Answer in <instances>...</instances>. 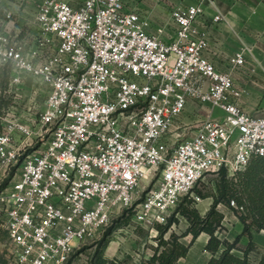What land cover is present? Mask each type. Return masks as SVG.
Segmentation results:
<instances>
[{
	"label": "built area",
	"instance_id": "1",
	"mask_svg": "<svg viewBox=\"0 0 264 264\" xmlns=\"http://www.w3.org/2000/svg\"><path fill=\"white\" fill-rule=\"evenodd\" d=\"M203 16L200 4L173 7L166 40L163 28L149 32L134 0H40L34 33L5 14L0 70L10 76L0 98L11 102L0 100V229L8 264H68L124 214L131 232L166 226L186 200H204L196 186L207 174L235 178L264 157V115L243 110L232 76L210 60ZM230 63L243 67L244 52ZM27 77L46 88L43 107L23 102ZM190 102L224 117L209 112L171 135ZM230 208L244 211L235 201Z\"/></svg>",
	"mask_w": 264,
	"mask_h": 264
},
{
	"label": "crops",
	"instance_id": "2",
	"mask_svg": "<svg viewBox=\"0 0 264 264\" xmlns=\"http://www.w3.org/2000/svg\"><path fill=\"white\" fill-rule=\"evenodd\" d=\"M135 6L142 20L150 23L149 32L156 33L163 28V38L170 40L174 36L175 25L172 20V9L176 6L202 5L204 16L199 22L200 29L206 33L209 40L207 55L216 69L232 76L234 84L243 93L239 100L240 106L245 112L254 116L264 115V0H134ZM40 0H0V21L5 14L13 13L14 17L25 24L27 30L34 33L37 6ZM216 16L221 21L214 23ZM244 52L246 63L239 69H234L230 60L237 53ZM23 102L27 105L31 100L36 101L37 106L43 107L46 99V88L33 84L32 78L26 79L23 90ZM11 102L4 99V106ZM211 112L214 118L224 117L219 109L210 106L197 107L190 102L186 112L179 118L178 127L194 125L204 120ZM30 116H23L22 120L27 123ZM2 123L0 124V132ZM212 198L204 199L196 208L201 216H205L211 209ZM224 213L222 223L223 231H217L216 236L222 241L233 243L244 231V225L232 210L227 207L221 208ZM184 217L179 218L180 224ZM187 228L189 223L187 222ZM186 228V230H187ZM209 236L202 234L186 258L181 259L179 264H205L200 259L202 253H208L205 246ZM254 249L249 253V258L256 260L257 264L264 257V231H252ZM250 238L243 236L240 245L247 247ZM242 253L234 250L233 253ZM151 257V255H150ZM150 257H145L149 259ZM210 259V258H209ZM206 264H210V260Z\"/></svg>",
	"mask_w": 264,
	"mask_h": 264
},
{
	"label": "trees",
	"instance_id": "3",
	"mask_svg": "<svg viewBox=\"0 0 264 264\" xmlns=\"http://www.w3.org/2000/svg\"><path fill=\"white\" fill-rule=\"evenodd\" d=\"M10 69L0 70V90L8 88ZM4 104V99L0 98ZM219 183L217 193L204 195L203 199L212 198L213 203L209 212L203 217L198 212L196 206L190 200H186L178 209L181 217H184L189 226L185 233L178 236L172 232L173 225L180 223L179 219L173 216L166 226H158L156 231L157 246L153 249V254L148 260H142L141 264H179L181 259L187 257L190 248L197 239L204 233L209 236L205 250L212 254L210 264H249V253L254 249L252 242V231H264V157H254L246 171L239 173L235 178H229L227 171L221 169L219 172ZM231 201H235L243 212L230 208ZM220 205L238 214L240 221L244 225V231L233 243L222 241L217 236V231L223 229L222 223L224 213L219 208ZM117 227H111L98 243L89 264H129L125 260H108L105 257L106 249L111 242V236ZM171 231L168 238L166 235ZM243 236L250 238L249 245L242 250L243 256L233 253L237 250ZM191 237L188 245L181 242L183 238ZM85 249L78 252L82 253ZM72 260L68 264H71ZM258 264H264V257Z\"/></svg>",
	"mask_w": 264,
	"mask_h": 264
},
{
	"label": "rangeland",
	"instance_id": "4",
	"mask_svg": "<svg viewBox=\"0 0 264 264\" xmlns=\"http://www.w3.org/2000/svg\"><path fill=\"white\" fill-rule=\"evenodd\" d=\"M201 5V4H200ZM178 123V122H177ZM178 127L179 124H176ZM194 131V129H192ZM176 133H182V129H173L171 135ZM192 133V132H191ZM188 136L191 134H187ZM184 138V137H183ZM220 177L219 173H209L205 176L204 180L200 182L196 186V193L203 198L204 195H213L217 193L218 183ZM144 186H147L146 181L143 182ZM195 207V205H194ZM237 217L238 214H235ZM131 213L124 214L123 217L119 218L114 222L115 231L111 236V242L106 249L105 257L108 260H125L128 261L129 264H141L142 260L145 257H150L153 254V249L157 246L156 237L158 236V232L151 229H136L133 232L127 229V225L130 222ZM239 218V217H238ZM187 228L186 220L182 219V223L175 225L172 227V232H175L178 236H181L185 233ZM223 230H220L222 232ZM171 231L166 235L168 238ZM191 237H186L181 240L182 243L188 245L190 243ZM101 241V240H100ZM99 241V242H100ZM93 243L85 246V249L82 253L76 252L72 257L71 264H89L90 259L97 248L98 243ZM246 247L242 245H238L236 251L242 252ZM82 249V250H83ZM237 256H243L242 253H234ZM210 258V259H209ZM212 254L202 253V258L200 259L203 263H207L208 260H211ZM9 244L4 231L0 229V264H8L9 263ZM249 264H257L256 260L249 258Z\"/></svg>",
	"mask_w": 264,
	"mask_h": 264
}]
</instances>
